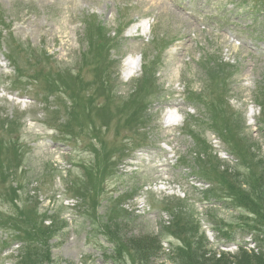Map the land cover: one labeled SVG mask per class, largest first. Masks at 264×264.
<instances>
[{
  "label": "rangeland",
  "instance_id": "1",
  "mask_svg": "<svg viewBox=\"0 0 264 264\" xmlns=\"http://www.w3.org/2000/svg\"><path fill=\"white\" fill-rule=\"evenodd\" d=\"M177 4L186 9L180 11ZM231 4L226 0H0V145L15 146L18 160H23L21 169L7 165L1 174L7 181L5 192L16 186L18 181L25 188L23 198H33L40 211L51 209L52 204H56L61 217L56 221L54 232L45 237L52 254L48 264H181L184 255L176 250L184 243L207 246L205 252L199 251L206 260H218L222 258L218 253H225L223 258L230 264H247L248 261L249 264H264L260 260V254H264V193L262 188L251 186L255 177L260 176L264 180L263 155L251 145L249 154L254 160L249 157L248 162L253 164L247 162V169H237L232 165L235 163L233 158L227 157V146L217 136L207 135L222 162L232 166L223 165L224 168L230 167L227 172L239 174L229 183H235L238 186L236 190L249 195L250 199L243 196L241 209L225 201L214 205L202 202L200 190L205 185L199 184L200 180L180 166V160L177 161L179 156L183 158L192 152L193 143L182 135L185 119L178 118L180 115L176 108L184 115L198 116L183 94L186 88L203 92L209 87L211 69H208L209 74H205L200 62L206 55L234 65L236 75L232 76L231 84L220 85L218 91L221 94L228 88L231 108L241 115L248 139L264 141L261 132H255L254 126H247L250 118L247 107H252L255 97L264 89V11L255 13L253 18L246 8L230 15L229 10H233ZM223 17H230L234 23L222 25L219 21ZM100 25L101 33L116 43L115 46H106L108 55L113 57L109 65L114 79L113 97L134 98L138 105L148 100L153 107L149 114L147 111L139 113L142 125L152 120L146 131L150 139L148 144L142 143L131 157L126 155L128 157L120 166H112L113 173L107 174L102 183L94 177L90 180L95 187H102V196L103 186H106L107 193L102 198L99 215L116 213L124 224L106 230L112 241L102 234L104 230L91 226V219L79 216L80 206L89 205L88 201L75 205L77 202L74 204L64 199V176L69 168L66 157L72 152L69 163L77 166L89 162L92 155L82 142L69 140L64 144L57 140L60 134L57 121L65 115L57 116L58 120L54 122L55 116L46 109L53 105L33 101V96L42 98L43 83L35 82L39 94H35L32 88L28 89L30 78L36 72L35 65L39 62H43L47 73L59 69L68 73L78 68L86 54L90 61H101L106 54L100 57H97V51L91 54L86 35L95 37ZM153 37L159 42V47L163 43H173L164 51L158 75L153 78L158 81L157 87L148 94L138 93L146 77L143 56L147 55L151 60L156 57L158 46L150 44ZM103 41V37L99 38V42ZM11 53L17 64L11 59L7 61L6 56ZM128 58L131 60L127 61ZM95 67V63L88 67L83 62L85 78H91L89 72ZM22 74L30 78L21 77ZM103 103L98 104L94 115L97 120L108 124L110 136L107 140L111 143L117 124L122 125L117 120L120 112L114 103L108 107ZM9 120H15L19 129L7 128ZM163 120L170 124L164 125ZM46 122L50 123L43 126ZM7 157L10 159L13 155L7 154ZM82 174L81 168H73L72 175ZM127 188L132 192L125 196L124 209L108 210L107 198L117 197L118 190ZM2 196L0 211L11 215L8 198L5 194ZM255 197L257 201L253 204ZM165 201L168 205H176L174 214L162 212ZM249 203L253 205L254 215L249 213ZM258 203L263 207H258ZM183 214L200 223L199 231L183 222ZM50 223L47 220L45 225ZM246 225L260 229L256 233L255 249L251 242L253 236L248 234L249 237L244 238L237 228ZM227 227L236 230L235 241L229 244L233 246L241 242L242 245L247 244V249L224 248L227 240L221 230ZM111 230L116 231L117 237L111 235ZM185 234H189L187 242L179 238ZM141 239L152 243L148 251L153 254L151 258L140 254L136 260L124 253L119 260L116 259L115 245L121 252L130 246L135 252L131 241ZM6 240L11 241L0 231V244ZM119 241L127 247L121 249ZM10 246L0 251V264H17L21 252L33 250L35 244L27 246L18 241ZM38 249L29 255L27 264H35L34 254Z\"/></svg>",
  "mask_w": 264,
  "mask_h": 264
},
{
  "label": "trees",
  "instance_id": "2",
  "mask_svg": "<svg viewBox=\"0 0 264 264\" xmlns=\"http://www.w3.org/2000/svg\"><path fill=\"white\" fill-rule=\"evenodd\" d=\"M147 83V78L143 81V86ZM12 125L8 126L11 127ZM97 130V129H95ZM240 151H243L242 149ZM112 155L106 153L103 157L102 161H99L96 165V167H89L87 168V178L91 179L94 177L95 179H98L100 183L103 182L104 177L108 173L111 165ZM247 156L242 158L244 162H246ZM2 177L1 171H0V178ZM221 179L223 183H227L229 187V195L232 199H234L236 202L239 203L241 206L243 204L242 199H244L243 196H246V198H249V195L242 194L240 191L236 190L238 186L235 183H229V180L227 178V173L221 174ZM251 186L254 188H262L264 193V180L262 178L254 179L251 183ZM100 188V189H99ZM95 187L88 183V186L75 182L73 183L71 194L74 197H78L82 199L83 201L90 200L92 202V208L95 211L98 204H101L100 198H101V190L102 187ZM19 189V187H18ZM2 194H5L8 198V201L11 202V207L13 209V213L9 215L6 212L0 211V229H2L5 234L8 235V237L12 239L20 240L21 242L25 243L27 246L31 244H35L33 250H26L22 257L19 264H27L29 263V255L35 250L38 249L34 254V262L35 264H48L52 260V254H51V248L48 245L47 239H45L46 236H50L54 232V227L56 226V219L54 218L55 214L51 215V212H55V208H53L50 211H40L39 204L35 203V206L28 212V214L25 213V210L21 211L16 204L17 202L21 201V199L18 197L17 189L9 190L7 192H1L0 189V199L3 198ZM250 199V198H249ZM4 200V199H3ZM6 201V200H5ZM257 201V198H254L253 204ZM16 202V203H15ZM251 203V201H250ZM249 203V205H250ZM117 204V203H115ZM244 205V204H243ZM253 205H250L249 209L251 211H254ZM258 207H263L262 203H258ZM112 212H116L115 210H111ZM84 218L90 219L88 216H83ZM51 219V226L48 227L45 225L46 221ZM184 222V221H183ZM92 226L94 227H101L105 231L106 237L109 239V241H112L111 238L108 236L106 230L109 227H118L124 226V224L121 222L120 217L114 213L112 215H105L102 219L100 217H93L92 218ZM187 225V222H184ZM193 224H189V226H192ZM254 232L259 231V228L255 226V229H253ZM115 230H111L110 233L114 237H117L115 234ZM26 238H23L25 237ZM180 239H182V236H179ZM118 239V238H117ZM184 241H189V235L185 236L183 238ZM119 244L121 245V249H124L127 247L126 244L119 241ZM131 244L136 248L135 252L133 251L132 247L130 246L126 251H119L115 245V252L114 255L117 260L120 259V257L127 253L130 257L133 259L138 260V256L140 254H147L150 258L153 256L152 253H149V249L151 248L152 243L143 242V239L136 241L132 240ZM120 249V250H121ZM181 255H184V257H181V264H230L227 262L226 259L223 258V255L220 256L222 258H218V260H213L209 258L206 260L204 258L205 255L200 254L199 251H206L204 247L199 246L197 244H190L185 243L184 247L180 249H177ZM176 250V251H177ZM24 260L22 261V259ZM125 258V257H124ZM260 260L264 261V254H260ZM257 263V262H256ZM239 264V263H236ZM244 264V263H240ZM246 264V263H245ZM249 264V261L247 262ZM259 264V263H257ZM263 264V263H262Z\"/></svg>",
  "mask_w": 264,
  "mask_h": 264
},
{
  "label": "bare ground",
  "instance_id": "3",
  "mask_svg": "<svg viewBox=\"0 0 264 264\" xmlns=\"http://www.w3.org/2000/svg\"><path fill=\"white\" fill-rule=\"evenodd\" d=\"M173 60V59H172ZM131 64V63H130ZM128 65V64H127ZM137 67V66H136ZM134 71V70H133Z\"/></svg>",
  "mask_w": 264,
  "mask_h": 264
}]
</instances>
